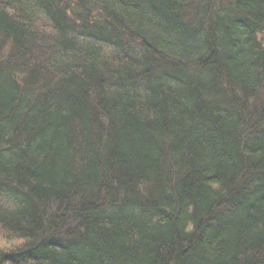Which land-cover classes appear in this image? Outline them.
Masks as SVG:
<instances>
[{
  "label": "trees",
  "instance_id": "1",
  "mask_svg": "<svg viewBox=\"0 0 264 264\" xmlns=\"http://www.w3.org/2000/svg\"><path fill=\"white\" fill-rule=\"evenodd\" d=\"M0 264H264V0H0Z\"/></svg>",
  "mask_w": 264,
  "mask_h": 264
},
{
  "label": "bare ground",
  "instance_id": "2",
  "mask_svg": "<svg viewBox=\"0 0 264 264\" xmlns=\"http://www.w3.org/2000/svg\"><path fill=\"white\" fill-rule=\"evenodd\" d=\"M109 23H110V25H113L114 24L113 18H112L111 22H109ZM112 31H113V33H115V31L113 30V28H112ZM167 70H168L167 67H165L164 65H163V69H162V67H158V73L165 74V72ZM61 94L62 93H59V90L58 89H55L53 92H51V96H58L59 98L62 96Z\"/></svg>",
  "mask_w": 264,
  "mask_h": 264
}]
</instances>
